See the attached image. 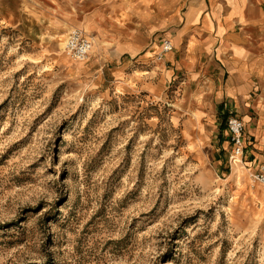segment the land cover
Masks as SVG:
<instances>
[{
  "label": "rangeland",
  "instance_id": "rangeland-1",
  "mask_svg": "<svg viewBox=\"0 0 264 264\" xmlns=\"http://www.w3.org/2000/svg\"><path fill=\"white\" fill-rule=\"evenodd\" d=\"M161 1L0 0V264H264L262 188L214 154L207 99L156 46L123 55Z\"/></svg>",
  "mask_w": 264,
  "mask_h": 264
},
{
  "label": "crops",
  "instance_id": "crops-1",
  "mask_svg": "<svg viewBox=\"0 0 264 264\" xmlns=\"http://www.w3.org/2000/svg\"><path fill=\"white\" fill-rule=\"evenodd\" d=\"M159 6L160 27L152 30L163 35L150 52L134 44L123 48V55H143L140 60L148 65L156 46L160 63L163 44L170 41L173 50L162 60L166 78L182 80L183 89L194 82L207 99V110L200 113L212 129L214 154H231L227 121L239 119L243 160L257 172L264 167V0H163Z\"/></svg>",
  "mask_w": 264,
  "mask_h": 264
},
{
  "label": "built area",
  "instance_id": "built-area-1",
  "mask_svg": "<svg viewBox=\"0 0 264 264\" xmlns=\"http://www.w3.org/2000/svg\"><path fill=\"white\" fill-rule=\"evenodd\" d=\"M93 48L90 38L81 30H73L70 32L65 53L73 61L82 62L88 59ZM173 50L172 43L165 41L163 44L162 54L158 57V61L163 60V56ZM227 130L230 136V142L232 144V150L230 154V164L241 165L243 163L244 156V124L241 120L236 118H230L227 121ZM250 177L252 181L262 188V194L264 197V167L255 173H251Z\"/></svg>",
  "mask_w": 264,
  "mask_h": 264
}]
</instances>
